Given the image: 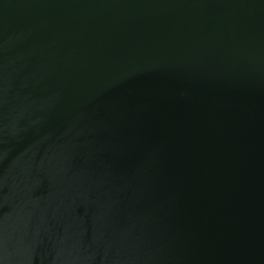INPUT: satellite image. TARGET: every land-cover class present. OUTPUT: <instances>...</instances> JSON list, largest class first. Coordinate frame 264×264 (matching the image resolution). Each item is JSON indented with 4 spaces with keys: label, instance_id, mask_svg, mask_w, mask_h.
<instances>
[{
    "label": "water",
    "instance_id": "1",
    "mask_svg": "<svg viewBox=\"0 0 264 264\" xmlns=\"http://www.w3.org/2000/svg\"><path fill=\"white\" fill-rule=\"evenodd\" d=\"M0 264H264V0H0Z\"/></svg>",
    "mask_w": 264,
    "mask_h": 264
}]
</instances>
